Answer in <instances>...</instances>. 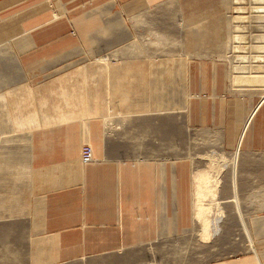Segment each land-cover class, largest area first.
<instances>
[{"label": "crops", "instance_id": "obj_1", "mask_svg": "<svg viewBox=\"0 0 264 264\" xmlns=\"http://www.w3.org/2000/svg\"><path fill=\"white\" fill-rule=\"evenodd\" d=\"M109 1L86 44L98 61L111 59L108 37H130L124 17L170 0H0V218H20L42 264H264V218H245L248 230L240 219L242 205L264 207V81L242 80L232 53L198 59L174 109L171 71H79L70 63L95 30L82 17ZM154 78L166 80L162 103ZM205 133L227 156H205ZM203 172L217 184L210 205L240 217L224 226L223 210L211 247L196 220Z\"/></svg>", "mask_w": 264, "mask_h": 264}, {"label": "rangeland", "instance_id": "obj_2", "mask_svg": "<svg viewBox=\"0 0 264 264\" xmlns=\"http://www.w3.org/2000/svg\"><path fill=\"white\" fill-rule=\"evenodd\" d=\"M259 1L170 0L151 8H141V12L130 15L128 18L124 17V22L131 32L130 37H125L126 39H123L124 37L122 38V36L108 37V54L106 52L104 54L110 56L111 59L106 61L96 60L99 49H101L100 47L91 48L86 45L95 43L93 41L94 36L99 32L96 29L103 27L98 11L101 10V7L111 5V1L108 3H99L93 6L90 12L87 11L82 17L84 19L88 15V21L90 20L92 22L91 26L95 28L93 31L84 32V35L80 38L84 41H82L84 46H80L79 50H86L87 54L78 55L77 61L70 63V66L76 65L77 69L81 72L96 69L117 71L121 69L132 70L134 69V64L137 68L140 65V70L151 72V74H156V76H161L164 72L171 71L175 109V103L180 101V94L177 92L180 90L182 83L184 84L186 81L184 78L187 71H189L192 65L197 64L198 59L229 56L230 50L234 46H239V48L242 46L240 49L235 47L237 51L234 48L236 52L232 53L234 55L237 54L238 57L243 55L250 56V59H252V56L257 57L258 55L261 56L264 54V13H260L261 16L258 12L256 14L253 9L260 6L261 3ZM237 23L243 24V27L247 29H245L246 32H241V34L247 37L252 34L250 36L251 39H242L240 45L239 43L235 45L233 41H230V39H233L232 37L236 29L234 27H236ZM85 41L87 42L85 43ZM123 41L124 45L116 46L118 42L122 44ZM91 58L92 62H90ZM86 59L90 61L86 62ZM259 61L249 63L251 64V69L253 68L251 73L264 70V61ZM238 65H240V62L239 64L237 62ZM237 66L236 70L238 69L240 71L237 72L242 73V70H239L240 66ZM259 66L262 70H260ZM151 81L155 82L157 86H162V90L157 89L155 94L158 102L162 103L165 92L164 83L166 80L164 78H154ZM169 81L167 80V86L170 85ZM219 146L220 144L213 142L211 134L205 133V141L203 143L205 156L211 153V151L212 153H223L227 156L226 152L224 153L218 148ZM209 159L204 160V166L208 165L209 168L212 167V170H217L221 166L220 161L224 160ZM226 172L227 170L222 172L220 177H226L228 175ZM222 186L223 181L221 180L220 187ZM222 190L219 198L221 193H223ZM195 201L198 202V200ZM211 202L212 200L207 201L209 204ZM240 202L243 203L242 200ZM180 209L183 214L182 218H193L194 206H186ZM223 210L226 214L223 222L224 226H228V220H239L238 218L240 217L236 213L234 204L227 205ZM241 212L243 220L245 218H264V207L242 205ZM19 219L0 218V264H42L45 256H31L27 253L29 244L24 236ZM243 220L241 219V221ZM42 245H44V242L41 240L33 243V246ZM210 245L212 246V240L206 243V246ZM33 257L34 259L31 261Z\"/></svg>", "mask_w": 264, "mask_h": 264}, {"label": "bare ground", "instance_id": "obj_3", "mask_svg": "<svg viewBox=\"0 0 264 264\" xmlns=\"http://www.w3.org/2000/svg\"><path fill=\"white\" fill-rule=\"evenodd\" d=\"M236 1V0H235ZM259 1V0H258ZM261 4H260V6H257V8L255 9V8H253L254 9V12L256 13V12H258L259 13V15H261L262 13H264V0H261V1H259ZM258 3V2H257ZM259 5V4H258ZM258 13H256V14H258ZM261 13V14H260ZM264 15V14H263ZM262 16V15H261ZM245 23H247V22H245ZM244 25L243 24H238L237 23V25H236V27H234V28H236L235 29V33H234V36L232 37L233 39L231 40L230 39V41L232 42L233 41V43L236 45V43H239V45H240V43H242V39H246V38H249V39H251V35L249 36V33H248V36L249 37H247V36H244L243 34H241V32H246L245 31V29H246V27H243ZM248 27V26H247ZM250 27V26H249ZM234 28H233V31H234ZM251 29H252V27H250ZM264 29V28H263ZM247 30V29H246ZM233 33V32H232ZM251 33V32H250ZM264 36V35H263ZM261 38H263V37H261ZM264 40V39H263ZM244 42V41H243ZM231 44V43H230ZM233 44V45H234ZM229 46V45H228ZM229 47H231V46H229ZM233 47V46H232ZM236 46H234L233 47V49L231 48V52H230V54L231 53H234V52H236L237 51V49L236 48H239V46H237L236 48H235ZM242 47V46H241ZM240 47V48H241ZM260 47V46H259ZM234 48H235V50H234ZM239 48V49H240ZM261 48V47H260ZM264 48V47H263ZM230 49V48H229ZM238 49V50H239ZM264 50V49H263ZM232 55H234V54H232ZM237 54H235L233 57H234V59H235V56H236ZM231 56V55H230ZM256 56V55H255ZM233 57H232V59H233ZM252 59H250V56H243V55H240L239 57H238V55L236 56V60L235 61H237L238 62V64H239V62H240V65H238L237 66V63H236V66L237 67H239V70L241 69L242 71V73H241V75H239V76H244V78L245 79H243V77H242V80H245L247 83L249 82H252V81H256V82H260V83H262V81H264L263 79H264V75H262L263 74V72H264V70L263 71H258L257 73H251V70H253V68L251 69V64H249L250 62L252 63V62H257V60L259 61V60H262V62L264 61V55H261V56H257V57H251ZM232 61H234V60H232ZM259 62H261V61H259ZM247 63H248V65H247ZM254 64V63H253ZM253 64H252V67H253ZM262 64V63H261ZM261 64H260V66H261ZM264 64V63H263ZM257 65V64H256ZM234 66L235 65H233V68H234ZM236 66H235V68H236ZM248 66V67H247ZM260 66H259V68H260ZM263 67H264V65H263ZM234 68V69H235ZM257 69H258V67H256ZM245 69H247L246 71H245ZM233 70V69H232ZM236 70V69H235ZM260 70H262L261 68H260ZM236 71H238V69L236 70ZM238 72H240V71H238ZM253 72V71H252ZM233 73V72H232ZM236 74V73H235ZM239 74V73H238ZM237 74V75H238ZM243 74V75H242ZM235 78H236V76H234ZM232 78H233V76H232ZM239 78V77H238ZM241 80H239V82H240ZM245 81H243V82H245ZM242 82V84H244ZM246 82H245V84H246ZM256 82H254V83H256ZM251 84H253V83H251ZM257 85V84H256ZM255 86V85H254ZM252 87H253V85H252ZM237 158L236 157H234L233 159H231V160H227V159H224L223 161H220V162H222V166H233V167H236L237 166ZM210 169V171H212V167L211 168H209ZM199 177V180H198V191H197V199H198V203H197V205H196V216L198 217V218H196V220H197V222L199 223V226H200V231H199V235H200V238L202 239V241L205 243V242H211V240H213V236L215 235V234H217L220 230H221V226H220V222H222L223 220V218H221L222 217V215H223V210H222V208L219 206V205H216V206H211L209 203H207V201H209V200H212L213 198H215L216 196H217V184L215 183V182H213L212 180H211V177H210V175H208V173H205V172H203L202 174H200V176H198ZM206 199V201H205V199ZM203 216H209V218H203ZM240 219H242L243 220V218H240ZM3 221V220H2ZM6 221V220H5ZM243 224H244V228L245 229H247V224H245V219L243 220ZM244 229V230H245ZM248 230V229H247ZM246 230V231H247ZM247 236H249V235H247ZM249 239H250V236H249ZM248 239V240H249ZM250 242H251V239L249 240Z\"/></svg>", "mask_w": 264, "mask_h": 264}, {"label": "built area", "instance_id": "obj_4", "mask_svg": "<svg viewBox=\"0 0 264 264\" xmlns=\"http://www.w3.org/2000/svg\"><path fill=\"white\" fill-rule=\"evenodd\" d=\"M81 160L85 164L93 162V148L90 145H86L83 147Z\"/></svg>", "mask_w": 264, "mask_h": 264}]
</instances>
